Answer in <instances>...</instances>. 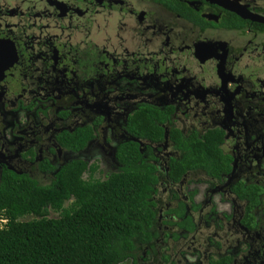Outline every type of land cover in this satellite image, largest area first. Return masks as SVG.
Segmentation results:
<instances>
[{"label":"flooded vegetation","instance_id":"obj_1","mask_svg":"<svg viewBox=\"0 0 264 264\" xmlns=\"http://www.w3.org/2000/svg\"><path fill=\"white\" fill-rule=\"evenodd\" d=\"M146 105L165 117L158 141L127 129ZM79 128L83 155L133 140L156 167V233L137 263L212 264L211 248L234 246L224 263L264 261V0H0V172L47 184L41 160L74 159L58 136ZM173 129L215 136L219 163L174 179ZM98 156L86 161L103 179Z\"/></svg>","mask_w":264,"mask_h":264},{"label":"trees","instance_id":"obj_2","mask_svg":"<svg viewBox=\"0 0 264 264\" xmlns=\"http://www.w3.org/2000/svg\"><path fill=\"white\" fill-rule=\"evenodd\" d=\"M197 13L191 17L198 18ZM164 119L150 106H141L129 116L127 129L142 140L158 141ZM91 137L90 130L79 128L58 136V142L78 151ZM170 137L184 153L181 160L170 162L174 179L189 166L206 163L214 168L219 163V140L212 134L205 141H187L173 129ZM138 147L133 140L119 145L115 157L121 167L103 179L94 176L95 163L81 158L57 168L41 160L42 168L55 170L47 184L4 168L0 172V264H120L123 260L136 264L135 251L156 233L151 197L157 181L155 165ZM50 211L58 216H50Z\"/></svg>","mask_w":264,"mask_h":264},{"label":"rangeland","instance_id":"obj_3","mask_svg":"<svg viewBox=\"0 0 264 264\" xmlns=\"http://www.w3.org/2000/svg\"><path fill=\"white\" fill-rule=\"evenodd\" d=\"M83 151L84 150H82V151H77V154L76 155H73L75 158H81V159H85V160H87V158H88V161H91L92 160V157H96V156H98L99 155V153H95L94 151H91V152H89V153H84V155L82 154L83 153ZM115 151V150H114ZM113 151V152H114ZM87 154V155H86ZM72 156V157H73ZM98 158H100V160H101V162H100V168H101V166L102 165H106V163H108L107 164V166H110V167H108L107 169H106V167L105 166H102V168L103 169H105L104 170V172H103V176L101 177V178H104V177H106L114 168L112 167V166H115L117 163H119V161L116 159V157H115V154L114 153H109V154H103V155H101L100 157L98 156ZM97 158V159H98ZM99 160V159H98ZM59 161V160H58ZM58 161H57V163H58ZM104 162V164H103V162ZM65 162H67V161H65ZM55 165H59V164H55ZM95 176H97V173L95 174ZM69 202V200L65 203V205H67V203ZM50 216H52V217H57L58 216V213H56V212H54V211H50ZM30 216H25L24 217V219H27V218H29ZM4 221V220H3ZM231 239H234V237L233 238H231ZM234 245V244H233ZM172 247H173V251H171L172 253H174L175 252V254L177 253L176 251H175V248H174V246L172 245ZM184 247V246H183ZM182 248V247H181ZM234 250H232V251H229V252H226V254H224L225 252V250H221V249H219V252L217 253L215 250H214V248H211V251L207 254V256L209 257L208 258V260H210L211 262H214V261H219L220 263H224V262H228V260H229V253H231V252H236V251H238V249H236V247L234 246V247H232ZM163 249V251H164V249H167V247L165 248V245L161 248V250ZM138 250H140L139 248H138ZM200 251V250H199ZM196 252V251H195ZM178 253L179 254H183V251L181 250L180 252H179V250H178ZM200 253V252H199ZM198 253V254H199ZM186 258H187V260H189V263H191V261L193 262V256H189V255H187V254H185L184 255ZM165 259H167L166 257H165ZM237 259H238V261L236 262L237 264H259L258 262H261V264H264V261H262V259H261V257H259L258 258V260L257 261H255V260H250V261H246V262H244V258H243V256L242 255H238L237 256ZM248 259H251L250 257L248 258ZM255 259V258H254ZM137 261H138V259H135V263L136 264H139V263H137ZM120 264H130V260H123V261H121V263Z\"/></svg>","mask_w":264,"mask_h":264},{"label":"crops","instance_id":"obj_4","mask_svg":"<svg viewBox=\"0 0 264 264\" xmlns=\"http://www.w3.org/2000/svg\"><path fill=\"white\" fill-rule=\"evenodd\" d=\"M74 153V152H73Z\"/></svg>","mask_w":264,"mask_h":264}]
</instances>
